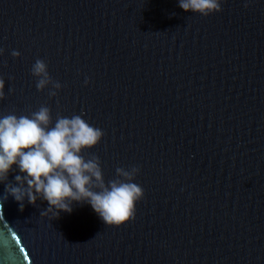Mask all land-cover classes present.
I'll list each match as a JSON object with an SVG mask.
<instances>
[{"label": "water", "instance_id": "95a60500", "mask_svg": "<svg viewBox=\"0 0 264 264\" xmlns=\"http://www.w3.org/2000/svg\"><path fill=\"white\" fill-rule=\"evenodd\" d=\"M222 7L0 0V114L83 115L105 132L85 155L106 180L141 167L145 192L121 226L88 204L58 218L46 201H0V264H264V0ZM37 59L57 97L37 89Z\"/></svg>", "mask_w": 264, "mask_h": 264}, {"label": "clouds", "instance_id": "9594fccd", "mask_svg": "<svg viewBox=\"0 0 264 264\" xmlns=\"http://www.w3.org/2000/svg\"><path fill=\"white\" fill-rule=\"evenodd\" d=\"M178 3L185 11L203 16L223 10V0ZM5 51L0 47V56ZM12 55L19 58L22 53L13 50ZM31 72L37 78V89H48L50 97H57L64 87L53 79L44 59H37ZM90 82L91 78L85 80V84ZM6 97V80L0 76V100ZM104 136L103 129L90 124L81 114L58 115L54 121L48 105L30 114H0V184L5 185L0 201L4 203L12 197L21 211L25 202L36 205L46 201L48 207L41 215L53 213L58 218L61 212L71 213L76 203L88 204L108 226L133 220L137 204L145 197L143 186L136 182L141 167H117L116 178L106 180L100 157L85 155ZM12 173L14 181L9 179Z\"/></svg>", "mask_w": 264, "mask_h": 264}]
</instances>
